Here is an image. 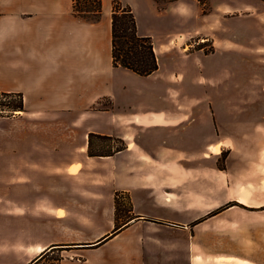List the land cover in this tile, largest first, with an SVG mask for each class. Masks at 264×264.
Returning a JSON list of instances; mask_svg holds the SVG:
<instances>
[{
    "label": "crops",
    "instance_id": "obj_1",
    "mask_svg": "<svg viewBox=\"0 0 264 264\" xmlns=\"http://www.w3.org/2000/svg\"><path fill=\"white\" fill-rule=\"evenodd\" d=\"M119 1L136 25L162 11L154 0ZM195 1L163 10L197 20L199 42L213 41L215 53H187L180 40L191 31L178 33L153 43L158 69L141 77L113 66L112 0L97 22L75 16L71 0H0V92L23 99L0 116V264L44 254L40 264L53 248L59 264H238L227 262L239 260L229 240H264V41L242 42L236 25L213 32ZM164 53L217 60L216 102L178 95L149 105L125 78L155 76ZM89 134L126 148L89 157ZM116 192L128 195L133 219L101 242L115 225ZM249 248L264 253V243Z\"/></svg>",
    "mask_w": 264,
    "mask_h": 264
},
{
    "label": "rangeland",
    "instance_id": "obj_2",
    "mask_svg": "<svg viewBox=\"0 0 264 264\" xmlns=\"http://www.w3.org/2000/svg\"><path fill=\"white\" fill-rule=\"evenodd\" d=\"M196 1V5H201V11L199 10L196 15L202 17L204 25L207 27L209 26L213 32L215 29L220 30L225 27L236 25V27H238L236 34L241 37L240 39L242 42L250 43L254 40L264 41V30L257 28L264 27V0ZM167 3V1L159 0V6L162 8V11L160 15H157L156 17L138 15V30L145 35L150 36L152 42H156L157 44L168 42L169 39L178 33L185 34L191 31L190 38L185 36L180 40V42L187 45H192L187 47L185 51L189 53L201 49L206 55L214 54L215 46H213V41L205 40L199 42L201 37L199 36L200 32L197 31V26L199 25L198 21L193 20L190 17L179 16L171 10H163L167 8ZM241 33L244 35H241ZM207 34L208 36H204L203 38L212 36V33L209 31H207ZM262 46H264V43ZM159 63V71L151 78H139L138 81L125 78L131 86L134 85L137 89L145 91V100L146 102L150 101L149 105L154 106L155 108H159V105L163 107L170 106L172 105L171 98H177L178 95L190 98L195 103H206L207 98H211L216 102L217 77H215V75L217 71V60L210 62L206 59H202V57H183L179 54L164 53L160 55ZM201 71H203V73H201ZM180 73L184 74V77H181L182 80L178 81L174 78V75H179ZM6 102L12 103V100L7 99ZM211 114L215 120V113ZM223 158L224 154L217 159L216 164L218 167L219 165L222 166ZM124 213L125 212H121L119 215V221L117 222L118 226L129 220L128 217L130 215ZM4 226L7 225L4 224L3 227ZM113 231L114 228L110 234L101 240V242L118 233H114ZM148 232L155 233L156 231L149 229ZM247 237L248 236L243 239L229 240L226 251L230 252L231 248L238 246L237 249L231 250L232 253H236V255L232 254L231 256L239 260L237 261L227 258L228 263L264 264V253L251 252L249 248L255 243H264V240L260 238L248 239ZM245 250L249 251V254H247ZM240 252L242 255H239ZM60 254L61 250L59 248L51 249L46 259L40 264H59Z\"/></svg>",
    "mask_w": 264,
    "mask_h": 264
},
{
    "label": "trees",
    "instance_id": "obj_3",
    "mask_svg": "<svg viewBox=\"0 0 264 264\" xmlns=\"http://www.w3.org/2000/svg\"><path fill=\"white\" fill-rule=\"evenodd\" d=\"M154 1L159 4V0ZM71 2L75 16L89 22H97L100 19L102 0H71ZM111 55L114 67L125 68L141 77H146L158 69V61L151 37L138 33L135 16L131 8L128 5H123L119 0H112ZM0 97V116H8L12 111L23 109L21 94L0 92ZM7 99L12 100V103H7ZM125 148L124 140L117 137L98 134H89L88 136L87 155L89 157H108ZM222 167L219 165V168ZM131 210L128 195L116 192L114 197V233L127 226V222L117 225L121 212L130 215ZM128 219L131 220L133 217L129 216ZM43 256L44 254L34 263Z\"/></svg>",
    "mask_w": 264,
    "mask_h": 264
}]
</instances>
